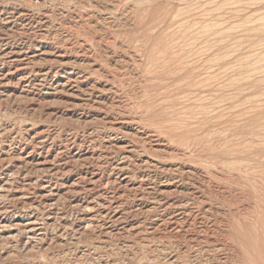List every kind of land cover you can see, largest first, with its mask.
Wrapping results in <instances>:
<instances>
[{
	"label": "rangeland",
	"instance_id": "374dc122",
	"mask_svg": "<svg viewBox=\"0 0 264 264\" xmlns=\"http://www.w3.org/2000/svg\"><path fill=\"white\" fill-rule=\"evenodd\" d=\"M0 264H264V0H0Z\"/></svg>",
	"mask_w": 264,
	"mask_h": 264
},
{
	"label": "bare ground",
	"instance_id": "6f19581e",
	"mask_svg": "<svg viewBox=\"0 0 264 264\" xmlns=\"http://www.w3.org/2000/svg\"><path fill=\"white\" fill-rule=\"evenodd\" d=\"M32 222H33V221H32ZM33 223H35V222H33ZM8 224H9V223H8ZM18 224H19V223H18ZM3 225H4V224H3ZM3 225H2V226H3ZM25 225H26V224H25ZM4 228H5V227H4ZM12 229H13V228H12ZM17 229H18V228H17ZM1 231H2V230H1ZM26 231H27V229H26ZM2 236H3V235H2ZM8 236H9V235H8ZM29 238H30V237H29Z\"/></svg>",
	"mask_w": 264,
	"mask_h": 264
}]
</instances>
